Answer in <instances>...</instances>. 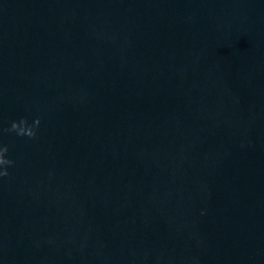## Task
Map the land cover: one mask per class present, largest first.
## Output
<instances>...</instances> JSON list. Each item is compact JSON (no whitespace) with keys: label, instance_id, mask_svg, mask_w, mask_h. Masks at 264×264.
<instances>
[{"label":"clouds","instance_id":"clouds-1","mask_svg":"<svg viewBox=\"0 0 264 264\" xmlns=\"http://www.w3.org/2000/svg\"><path fill=\"white\" fill-rule=\"evenodd\" d=\"M40 125V118L37 117L32 124H29L26 118H21L19 121H12L9 128L2 131L5 133H15L20 137H28L35 139L37 136V129ZM9 148L7 145L0 146V177H7L9 175L8 168L13 166L15 161L8 158Z\"/></svg>","mask_w":264,"mask_h":264}]
</instances>
